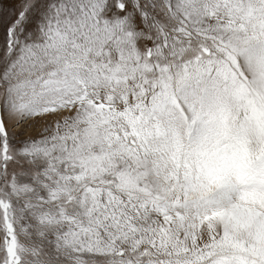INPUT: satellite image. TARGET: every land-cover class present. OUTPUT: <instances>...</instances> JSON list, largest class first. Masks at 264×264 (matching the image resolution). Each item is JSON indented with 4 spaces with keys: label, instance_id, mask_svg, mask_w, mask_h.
<instances>
[{
    "label": "snow or ice",
    "instance_id": "1",
    "mask_svg": "<svg viewBox=\"0 0 264 264\" xmlns=\"http://www.w3.org/2000/svg\"><path fill=\"white\" fill-rule=\"evenodd\" d=\"M0 264H264V0H0Z\"/></svg>",
    "mask_w": 264,
    "mask_h": 264
}]
</instances>
